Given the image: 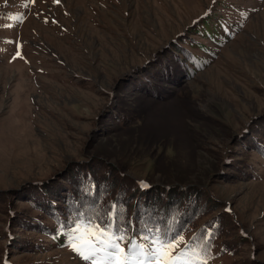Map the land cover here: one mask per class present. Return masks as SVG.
Returning a JSON list of instances; mask_svg holds the SVG:
<instances>
[{
  "label": "rangeland",
  "instance_id": "374dc122",
  "mask_svg": "<svg viewBox=\"0 0 264 264\" xmlns=\"http://www.w3.org/2000/svg\"><path fill=\"white\" fill-rule=\"evenodd\" d=\"M207 15L225 40L191 76L168 54L183 38L196 47ZM263 114L264 0H0V264H85L47 240L15 249L28 234L18 217L37 214L19 193L99 159L154 186L206 187L234 264H264V174L250 152Z\"/></svg>",
  "mask_w": 264,
  "mask_h": 264
},
{
  "label": "trees",
  "instance_id": "16d2710c",
  "mask_svg": "<svg viewBox=\"0 0 264 264\" xmlns=\"http://www.w3.org/2000/svg\"><path fill=\"white\" fill-rule=\"evenodd\" d=\"M209 18H211L209 15L204 18L200 16L198 18L200 20H196L198 23L195 24V29L198 35L193 37L198 36V38H189L193 42L196 41V47L189 45L190 41L183 38L182 43L174 45L171 53L168 54L172 59L169 62H176L174 56L179 58L182 69L188 75L193 76L198 71L208 69V62H201L207 58V54L203 51L206 45H209L208 42L225 40L222 33L215 31ZM155 70L162 72L161 68H155ZM151 75H154V72ZM148 77L146 76L144 80ZM137 84L140 83L137 82ZM132 87H134L133 83ZM122 113L124 112H121L123 118H129L130 111L126 112V116ZM259 117L255 121L262 120L259 127L261 130L258 132V135L261 133L260 138H256L258 135L256 139L254 138V147H251L250 152L259 157L261 171L264 174V114ZM245 148L247 149V145ZM99 160L89 164H77L69 168L61 178L29 182L20 186L22 190L19 197L25 198V203L37 214L23 213L22 218L18 217L17 220L24 224L23 229H28V234L26 240L22 237L18 241L21 245H16V250L24 249V245L28 242L30 245L34 244L31 251L36 253L35 251L39 252L38 249H41L39 247H43L41 245L46 240L50 244L47 248L43 247L44 251L70 247L66 229L73 227L78 219L107 220L111 206L116 204L122 210L119 220L121 226L127 229L129 238L138 236L146 228L159 227L169 236L179 234L182 238L183 242L176 252L181 251L184 244L189 241L202 244L207 239L206 264L235 263L237 249L224 241L227 227L223 214H218V208H215L220 202L206 187L192 185L190 189H184L176 185L154 186L152 183H140L141 181L120 175L115 169L105 165L104 161ZM233 167L241 168L237 164ZM248 167L244 171L248 174L245 175L252 173L257 176L254 174L255 171H251L254 168L249 167L251 169L249 171ZM260 178L253 177L250 181ZM143 185L147 187L142 188ZM180 188L183 190L180 191ZM81 213H83L82 217ZM211 213L215 214L210 216ZM34 235L42 237L36 244L32 238ZM122 246L126 248L127 242ZM228 259H230L229 262H227Z\"/></svg>",
  "mask_w": 264,
  "mask_h": 264
},
{
  "label": "snow or ice",
  "instance_id": "6c2138e0",
  "mask_svg": "<svg viewBox=\"0 0 264 264\" xmlns=\"http://www.w3.org/2000/svg\"><path fill=\"white\" fill-rule=\"evenodd\" d=\"M121 215V208L113 204L107 220L78 219L66 229L69 246L85 264H206L207 239L202 244L189 241L176 252L183 242L179 234L169 236L156 227L129 238L121 226Z\"/></svg>",
  "mask_w": 264,
  "mask_h": 264
}]
</instances>
